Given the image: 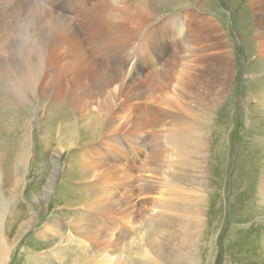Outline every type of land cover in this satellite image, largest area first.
Segmentation results:
<instances>
[{
    "label": "rangeland",
    "instance_id": "obj_1",
    "mask_svg": "<svg viewBox=\"0 0 264 264\" xmlns=\"http://www.w3.org/2000/svg\"><path fill=\"white\" fill-rule=\"evenodd\" d=\"M251 1H91L105 3L113 14L114 39L121 38L124 25L136 36L142 29L154 30L147 36L149 56L164 48L163 58L174 59L171 88L176 95L167 91L174 114L148 131L158 137L154 147L161 158L152 160L142 146L133 145L135 132L127 127L117 135V171L107 174L83 141L76 146L74 136L67 146L69 133L66 128L57 133L58 112L48 98L17 108L0 103L15 125L22 116L30 119L24 133L11 126L0 133L6 155L15 152L9 141L16 134H26L21 142L29 151L19 154H25L24 164L19 158L12 161V176L20 179L15 189L7 184L10 179H0V234L12 250L5 264H264V4ZM41 2L0 6L1 16L4 7H15L8 26L21 19L17 33L0 45L9 57L5 67L23 54L20 47L30 33L48 38L50 29H39L35 20ZM66 2L62 8L70 7ZM138 8L146 10V17L137 24ZM125 36L122 41H132ZM191 77L193 94L182 96L181 84ZM85 113L92 115L91 105ZM81 122L90 127L89 117ZM156 124L151 121L152 127ZM186 129L193 138L201 137L200 149L181 144L180 132ZM80 160L86 171L73 164ZM131 163L137 169H127ZM145 166L149 169L143 171ZM123 167L130 175L124 180L119 176ZM77 168L83 171L72 179L70 171ZM143 182L145 193L140 194ZM43 232L49 235L40 236Z\"/></svg>",
    "mask_w": 264,
    "mask_h": 264
},
{
    "label": "bare ground",
    "instance_id": "obj_2",
    "mask_svg": "<svg viewBox=\"0 0 264 264\" xmlns=\"http://www.w3.org/2000/svg\"><path fill=\"white\" fill-rule=\"evenodd\" d=\"M16 1L19 3V0H0V6ZM68 1L66 3L70 4V7L68 8V5L67 8H62L63 0H42V13L35 20L36 24L39 25V29L43 27L50 29L49 36L47 38L45 35H38L36 32L30 33L27 39L24 42L22 41L23 44L20 50L23 54L16 57L9 66L5 67L3 65V62L9 61V57H7L5 49L0 46V82L4 80L2 84L5 86V92H7L4 101V91L0 89V103L4 105L5 102V106L8 108H17L21 104H34V101L36 102L41 97L48 98L51 102L50 106L52 105L58 112L55 115L56 120L60 122V125L57 126V133L65 131L69 133L67 146L73 144L74 136L76 137V141L74 140L76 146L79 143L78 141H83L84 145H88L86 147L87 154H90L99 163V166L103 170L105 169V172L108 170L110 173L112 169L117 171L116 165L113 164L115 160L119 159L116 146L121 145V140L117 135L119 134L118 131L127 127H130V133L135 132L133 133V145L142 146L143 151L147 152L148 157L152 160L161 158L157 146L154 147L158 144V137L153 135L150 137L148 131L161 125L166 118L172 117L174 114L173 111H170L174 108V99L167 97L172 94L176 95V88H171L173 85L171 67L174 59L172 57L163 58L164 48L149 56L148 51L150 48L147 36L150 37L154 30L146 32L142 29L136 36L133 34L131 27L128 28L124 25L122 36L126 35L125 37L132 41L125 43L122 41V36L119 39H114L111 34L113 14L106 11L107 5L105 3L101 5L98 3L90 4L93 0ZM260 3L264 4V0L251 1V4L255 6ZM14 11L15 7L6 6L2 10L4 16H1L0 9V45H5L6 40L9 38L8 35L16 34L17 28H20L18 25L21 19L20 22L16 23L15 21L16 24L8 26V21ZM145 17L146 10L138 8L133 15V19L137 21L133 23L138 24V21ZM141 32H144L142 41L140 40ZM260 36L264 42V32ZM213 46L215 49L220 48L218 43L213 44ZM192 84L193 77L181 84L185 89L180 85L183 91H181L182 89L178 91H181L182 96L193 94L191 91ZM169 90L174 91H172V94H168L167 91ZM93 104L97 106L93 107ZM89 105L92 107V115L85 113ZM2 108L0 107V133L4 126L15 127L18 132L21 130L22 133L27 131L26 128L30 120L27 116H22L17 126L15 125L17 115H14L15 120H13ZM97 111L102 115L96 117L94 113L96 114ZM82 114L85 116L83 119ZM86 117L90 118V127H84L81 122ZM94 119L98 124L93 123L92 120ZM118 120L120 125L116 127ZM64 121H67L66 124ZM151 121L157 124L152 127ZM63 124L65 126H62ZM111 124L114 125V128H107ZM139 125V128L134 129ZM186 130L180 132V137L184 139L181 144L188 143V145L191 144V147L193 145L194 148H197L202 142L201 137L196 135L194 140L192 134L188 133L190 131ZM17 136V134L13 135L11 141L8 140L13 146V151H15L11 155H6L5 140L2 141L0 136V179L2 177L10 179L11 181H8L7 184H13V188L14 184L20 183V179H17L15 174L14 178L12 176L13 169L10 168L12 167V161L19 158L18 161L24 164L22 155H25L21 154L19 156L20 152L25 149H23L24 145L21 141L26 134ZM90 138H93V140L90 141ZM150 138L152 141L149 144ZM80 145L82 146V144ZM96 148H99V150L95 151ZM198 149H200V146ZM25 151H28V149L26 148ZM25 151L24 153H26ZM26 155L28 154L26 153ZM74 161L73 164L84 167L86 171L82 160L79 162ZM133 167L137 169V165L132 163L127 169L131 170ZM147 167L145 166L142 170L149 169ZM81 171H83L82 168H77L76 171L71 170L70 177L77 179ZM121 171L123 174L121 173L122 175L119 176L122 180L130 177L125 167ZM143 183L139 188L140 194L145 193L146 182ZM116 189H120V186L113 187V190ZM121 199L122 197L119 196L113 204L116 205V202L119 204ZM8 205L10 204L8 203ZM47 233H40V236H45ZM102 242L106 243V241ZM109 243L106 246L108 248L111 246ZM101 247L104 246L101 244ZM100 249L102 250V248ZM11 251L6 237L4 238L0 234V261H2V264H5L7 259L9 260L8 257L12 253Z\"/></svg>",
    "mask_w": 264,
    "mask_h": 264
}]
</instances>
